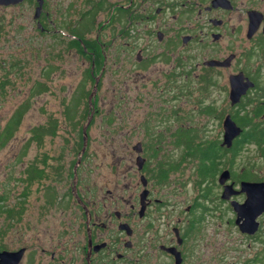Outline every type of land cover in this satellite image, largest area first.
<instances>
[{"label":"rangeland","instance_id":"rangeland-1","mask_svg":"<svg viewBox=\"0 0 264 264\" xmlns=\"http://www.w3.org/2000/svg\"><path fill=\"white\" fill-rule=\"evenodd\" d=\"M98 1L48 0L49 6L41 11V17H36L37 0L0 4V133L21 104L30 106L12 138L0 147V248L17 250L27 246V225L32 215L44 217L54 230L67 225L70 216L77 218L79 210L72 207L70 200L76 181L87 198L97 196L102 202L106 199L109 205L115 201L112 208L127 211L137 198L136 185L141 183L139 151L135 149L139 142L143 144L142 155L148 159L143 164H148L149 180L159 195L172 198L178 210L186 211L189 205L196 207L198 201L203 203V192L198 191L196 182L197 160L191 156L184 158L186 148L172 140L176 136L172 134L181 127L196 128L199 135L223 141V117L235 108L228 99V91L208 85L200 77L204 67L197 66V62L210 46L198 41L185 44L179 39L172 47L167 41H158V31L165 32V37L171 31L180 34L188 31L181 28H189V19L178 13L185 6H175L174 0H170V6L161 0H138L133 9L134 23L129 28L111 24L110 6L117 0H109L99 8L95 24L85 27L88 38H97V54L102 57L98 68L87 58L94 52L84 47L82 51L72 44L71 30L63 29L71 20L72 24L78 22L77 32L80 24L93 18L89 12L97 7ZM196 15L195 12L192 17ZM240 22V15H236L233 26L237 30ZM191 53L196 55L191 60L193 66L175 75L174 59L184 60ZM169 69L174 73L173 79L167 75ZM236 69L239 68L231 64L224 75L218 76L220 83L228 85L229 73ZM49 70L47 77L45 73ZM90 71L94 81L86 78ZM83 84L89 95L81 99L77 114L86 103L90 107L83 122V132L90 122L84 153L78 149L79 128L65 115L66 105L80 93ZM44 87L47 89L38 91ZM208 104L216 108L212 114L200 109ZM260 119L264 120V116ZM55 123L59 125L50 134V128L46 127ZM41 126L46 133L36 140L35 131ZM1 142L2 139L0 145ZM263 146H249L242 156L236 157L240 165H233L234 169L241 170L246 164L263 173ZM233 166L220 165L217 184L209 197L204 196V205L210 208L197 228L200 231L193 235L194 262L214 263L218 253L227 250L226 236L231 233L234 236V226L223 217H229L232 210L220 198L223 188L219 182L224 169ZM160 167L161 171H167L166 179L157 177ZM39 173L40 181H45L39 185L40 197L28 202L26 192L29 195L36 187L31 179ZM52 192L56 193L54 197ZM13 205L19 209L8 211ZM199 209L204 208L197 206L195 213ZM177 214L183 217L181 212ZM41 220L39 230L44 226H40L44 224ZM19 264H29L28 254Z\"/></svg>","mask_w":264,"mask_h":264},{"label":"flooded vegetation","instance_id":"flooded-vegetation-1","mask_svg":"<svg viewBox=\"0 0 264 264\" xmlns=\"http://www.w3.org/2000/svg\"><path fill=\"white\" fill-rule=\"evenodd\" d=\"M43 1V9H45L49 3H47L48 0ZM108 1L99 0L96 4L97 7L92 8L90 12L88 11L93 18H87L82 25L80 24L77 32L75 27L78 22L72 24L70 20L64 25L63 29H70L72 32V37H74L71 41L72 44H74L73 40H79L78 33L81 30L84 36L88 38L85 27H91L95 24L94 17L99 8L107 5ZM161 1L167 6L172 3L175 6H185V9L178 13L182 14L185 20L189 19L187 22L189 28L182 27V31L188 30L183 34L172 33L171 31L167 37H165V32L158 31V41H167L172 47L177 44L179 39L185 44L198 41L205 47L210 46L209 49H214L215 53H210L207 48L206 51H203L202 58L197 62V66L203 65L204 67V72L201 73L200 77L205 83L218 87L220 90L228 91V99L235 108L234 112L239 110L245 99L249 102L246 106V111L249 112L259 103L264 104V0H253L252 2L249 0H194L193 2L174 0L172 3L170 0ZM136 4H139L138 0H117L111 3V24L131 27L134 23L133 9ZM242 5L247 6V8L243 10ZM195 12L197 15L193 18ZM260 14L259 27L253 34H250L252 16L257 17ZM236 15H240L239 30L233 26ZM121 28L125 29L124 27ZM176 31L180 32V29ZM91 39L97 40L94 37ZM163 52L161 51L159 54L162 55ZM187 55L184 60L174 59L177 67V70H174L175 75H181L187 71V67L193 66L191 60L196 55L193 53ZM213 61L223 62V64L212 65ZM231 64L236 65L239 69L229 73L228 85L220 83L218 76L224 75ZM174 73L169 69L167 75L172 78ZM190 74H186L187 79H190ZM238 76L243 78L240 80L243 83H252V85L247 88L246 93L240 97L239 101L233 103L231 98L232 78ZM171 81L173 82V80ZM207 106L212 107L214 111L216 110L214 104ZM200 109L204 112L203 106ZM233 113H228L223 117V127L227 115H230L235 121ZM176 132L178 131L173 132L172 135H175ZM177 137L178 135L172 137V140L177 142ZM160 138L161 136H159ZM138 144L141 146L138 157L142 156L146 162L148 159L142 155L143 144L141 142ZM181 145L185 147V143ZM147 165L143 164L139 168L142 172L139 185L142 187L136 185L134 194L137 195V198H134L132 202L130 201L127 211H123L119 207L112 208L111 205L115 201L109 205L106 199L102 202L97 196L96 198L93 197L94 199L87 198V195L79 187V181H76L74 187H71L73 192L70 200L73 201L72 207L79 210L77 218L74 216L72 219L70 216L67 225H64L62 230H54V227H50L44 217L41 220L32 215L27 225L29 232L27 246L17 250L0 248V252H17L24 249L21 260L25 254H28L29 264H264V204L261 201L264 198V193H259V197L257 196L260 199L257 207L253 208L251 205H246V208L252 213H258L261 210L253 222L257 224L255 230H252L254 226L253 223L248 222L247 215L240 214L233 203L235 202L237 206L244 204L248 197L247 193L234 192L229 198H223L227 185L233 184V191H241L243 181L264 183V171L261 173L262 170L257 171L255 169L253 179H245L237 177L231 169H224V171H229L230 178L221 184L223 192L220 198L232 210V214L229 217H223L226 218L230 226H234L235 231L233 230L234 236L232 233L226 236L228 246L224 247L231 254L227 250L225 253L219 252L217 260L212 263L210 261L194 262L192 260L193 235L200 231L197 228L201 226V222L204 221V214L210 208L204 205V196H202L203 203L198 201L196 205V207L199 206L204 209H199L197 213H195V205H189L186 211L182 208L176 209L175 203L172 202L173 199L159 195V190H155L154 185L151 184ZM75 171L77 173V170ZM162 172L160 167V170L157 171V177L158 175L163 177ZM43 178L46 179V175ZM163 179H166V176ZM163 179L159 180L163 181ZM31 180V184L36 187L31 190V194L28 195L26 192L28 202L40 197L39 185L45 183V181H40L42 177L39 174L34 175ZM54 194L56 195L55 192H52V197ZM57 197L59 196L57 195ZM17 209L19 207L13 205L9 211L16 212ZM179 212L183 217H178L179 214L177 213ZM13 220L16 221L17 218H13ZM40 220L44 223L40 224L41 227L44 225L42 227L45 230L44 234H41L42 228L41 230L37 229ZM35 234L37 235L35 236ZM47 239H49L48 242H46ZM230 255L231 258H228Z\"/></svg>","mask_w":264,"mask_h":264},{"label":"trees","instance_id":"trees-1","mask_svg":"<svg viewBox=\"0 0 264 264\" xmlns=\"http://www.w3.org/2000/svg\"><path fill=\"white\" fill-rule=\"evenodd\" d=\"M85 27V26H84ZM82 29V28H81ZM80 29V30H81ZM79 40H73V43L78 48L82 49L83 47L89 51L94 52V54H89L88 59L96 64L99 68L102 65V57L97 54L96 45L97 40H93L91 38H86L83 34V31L78 33ZM84 52H86L84 50ZM50 70L45 73L48 77ZM87 79L91 81L95 80L93 74L87 72L86 75ZM40 84V83H38ZM82 88V87H81ZM38 89V91L46 90ZM89 95V91L84 92V84L83 88L80 90V93L75 94V96L70 100V102L65 107V115L66 118L74 123V126L79 128L78 135V149H83L85 144V134L83 132V122L86 120L87 116L89 115V105L86 103L85 107H83L80 115L77 114L78 107L80 105L81 99L85 96ZM249 102L245 99L242 102L241 107L239 110L233 113V118L238 126L242 128L241 133L234 139L232 145L230 147L226 145H222V141L218 138L214 137H206L205 134L199 135L198 132L195 130L196 128H179L178 132L174 133L178 135L177 143L181 145L185 143V152L184 158L187 156H191L192 158L196 159L197 161V186L198 191L203 192L202 196H210L213 191L214 184H217V175L220 170V165L223 163H228L230 166H239V161L237 162V158L242 156V152L249 149V146L256 145V146H263L264 145V120L260 119L262 114H264V104L259 103L258 105L254 106L251 112L246 111V106ZM29 104H21L12 114L10 120H8L4 130L0 133V139H2L1 146H4L10 138L14 135L15 130L20 126L25 113L29 110ZM203 111L206 113L212 114L214 112L213 108L210 106H203ZM79 119H78V116ZM259 118V120H257ZM59 124L55 123L52 124L50 127L49 133L52 134L55 132L57 126ZM46 133L44 127L41 126L37 131H35L36 140L41 138L43 134ZM183 136V137H181ZM161 141V138L159 139ZM263 156H264V146H263ZM187 154V155H186ZM77 162V161H76ZM75 162V163H76ZM234 166L230 169L232 170L233 174H235L239 178L245 179H253L254 168L248 165H244L243 169L237 170L234 169ZM237 168V167H236ZM163 176H166L167 173L163 170ZM40 175V173H39ZM2 198V197H0ZM4 199V198H3ZM1 208V207H0ZM9 211V209H8Z\"/></svg>","mask_w":264,"mask_h":264},{"label":"water","instance_id":"water-1","mask_svg":"<svg viewBox=\"0 0 264 264\" xmlns=\"http://www.w3.org/2000/svg\"><path fill=\"white\" fill-rule=\"evenodd\" d=\"M21 1H24V0H0V4L11 5V4H16L18 2H21ZM38 2H39V5H38L37 11H36V17H40L41 11L43 9V2L44 1L38 0ZM260 17H261V14L258 15L257 17L252 16L251 27L249 30L250 34H253L258 29L259 23H260V21H259ZM211 64L212 65H215V64L220 65V64H223V62L213 61ZM242 79L243 78H241V76L232 78L231 98H232L233 103L239 101L240 97L244 93H246L247 88H249L252 85V83H250V84H245L246 82L243 83L242 81H240ZM89 123L90 122H88V124L84 128L85 144H84V147L82 149V153H84L85 149H86V141H87L86 128L89 125ZM224 128H225V134H224V140H223L222 145H226V146L230 147L233 143V139L236 138L241 133L242 128L237 125V123L231 118L230 115H227V117H226V120L224 123ZM135 149L140 152L141 146L139 144H137L135 146ZM144 160L145 159L142 156L138 157L139 168L142 167ZM229 178H230L229 171H224L220 175L219 182L221 184H224ZM226 192H227V194H226ZM234 192L235 193H239V192H246L247 193L248 197H247L245 203L242 204L243 206L242 205L237 206L235 202H233V203L235 204V207L239 211V213L242 215H247L248 222L253 223L256 219L257 214L259 212H261V210H259L258 213L257 212L252 213L248 208H246V205H251L253 208L257 207L256 205L260 200L259 198H257V196L259 197V193H264V183L243 181L241 191H233V184L227 185L225 188V191L223 193V198H229L232 194H234ZM263 199L261 201L264 204ZM253 226L254 227L252 230H255L257 228V224L253 223ZM23 252H24V249H21L17 252H11V251L0 252V264H18L21 260Z\"/></svg>","mask_w":264,"mask_h":264}]
</instances>
